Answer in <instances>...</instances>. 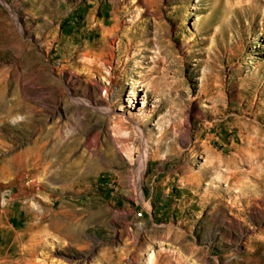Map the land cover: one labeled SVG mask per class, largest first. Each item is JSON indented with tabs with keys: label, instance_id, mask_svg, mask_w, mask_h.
I'll list each match as a JSON object with an SVG mask.
<instances>
[{
	"label": "rangeland",
	"instance_id": "374dc122",
	"mask_svg": "<svg viewBox=\"0 0 264 264\" xmlns=\"http://www.w3.org/2000/svg\"><path fill=\"white\" fill-rule=\"evenodd\" d=\"M0 98V264H264V0H0Z\"/></svg>",
	"mask_w": 264,
	"mask_h": 264
},
{
	"label": "bare ground",
	"instance_id": "6f19581e",
	"mask_svg": "<svg viewBox=\"0 0 264 264\" xmlns=\"http://www.w3.org/2000/svg\"><path fill=\"white\" fill-rule=\"evenodd\" d=\"M1 100V98H0ZM4 105V104H3ZM7 106V104H6ZM122 123L121 121H119ZM34 129V128H33ZM43 129V128H42ZM41 130V129H40ZM51 130H41L39 132L38 137L35 139V153L33 154V165L34 167H43L44 171L47 169V165L45 166V155H44V147L45 143H43V138H45L47 135H49ZM19 167V166H18ZM35 169V168H34ZM42 169V168H41ZM40 172V170H39ZM38 182H41V178H39ZM43 182V181H42ZM44 186V185H43ZM68 225V224H67ZM69 233V232H68ZM73 235V234H72ZM69 236V235H68ZM152 256V255H151ZM152 263V261L150 262ZM153 264V263H152Z\"/></svg>",
	"mask_w": 264,
	"mask_h": 264
}]
</instances>
